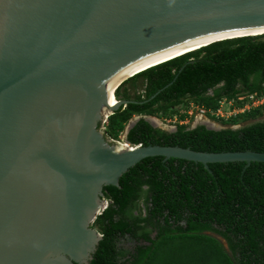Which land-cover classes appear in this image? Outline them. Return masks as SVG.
I'll return each mask as SVG.
<instances>
[{"label": "water", "instance_id": "95a60500", "mask_svg": "<svg viewBox=\"0 0 264 264\" xmlns=\"http://www.w3.org/2000/svg\"><path fill=\"white\" fill-rule=\"evenodd\" d=\"M262 34L264 0H0V264H89L104 237L92 226L109 204L103 188L148 157L209 170L264 162L252 149L123 146L104 126L131 102L109 98L128 73L196 43ZM141 118L162 124L135 116L127 134Z\"/></svg>", "mask_w": 264, "mask_h": 264}, {"label": "trees", "instance_id": "16d2710c", "mask_svg": "<svg viewBox=\"0 0 264 264\" xmlns=\"http://www.w3.org/2000/svg\"><path fill=\"white\" fill-rule=\"evenodd\" d=\"M140 78L143 93L132 95L127 88L116 92L117 98L131 102L109 117L112 137L118 138L135 115L172 118L184 101L206 108L210 116L224 99L241 94L264 97V34L199 47L149 67L121 85H136ZM187 116L188 112L182 118ZM257 118L261 119L236 129L211 130L203 125L191 129L178 124L171 133L142 118L130 130L128 140L206 152H264L263 107L223 122L236 125ZM209 166L210 170L190 160L148 157L124 173L119 186H105L110 203L93 223L104 237L89 264H264V162ZM143 196L147 215H135ZM155 230L158 233L153 237Z\"/></svg>", "mask_w": 264, "mask_h": 264}, {"label": "rangeland", "instance_id": "374dc122", "mask_svg": "<svg viewBox=\"0 0 264 264\" xmlns=\"http://www.w3.org/2000/svg\"><path fill=\"white\" fill-rule=\"evenodd\" d=\"M135 84L136 85H133V82H128L127 84L121 85V88L117 87L118 88L117 91L124 92V90L127 88L132 95L143 93L145 87H144L142 79L140 78ZM252 95L257 97V95H255V94H252ZM115 99H116V101L119 100V98H116V96H115ZM226 100H223V103L220 106V109H221L220 112H217V110H211L210 111L211 115L210 116L206 115L210 120L215 121V123H218L219 125L224 124L223 119H229V118L233 117L234 115H236L237 113H239V112H235V111H238V110H236V107H238L239 101H241V102L244 101L243 102L244 104L242 106L245 108V110H243V111H247V110H250V109L255 108V107H263V111H264V103L256 106V100L247 99V96L244 94L239 95V97L237 99H226ZM259 100H261V99H259ZM231 101L233 102V104H230ZM257 101H258V99H257ZM187 112H188V116L185 119H183L182 116L184 115V113H187ZM200 113H201V107H198V105H196L194 102L185 103V101H184V103L177 106L176 114H173L172 118H170L171 117L170 116V117H167V118H169V119H167V118L161 116L160 119L161 120L163 119L166 123H169L171 121L170 123L173 124V122L176 121L175 123H183L184 125L191 127L193 125H196L197 123H201L204 119H206V116H205V118L204 117L202 118L201 117L202 115ZM218 113H222L223 115L218 114ZM261 118H257L255 120L245 119L236 125H238V126L239 125H246V124L254 122L258 119H261ZM168 125H170V124H168ZM168 125L163 123V124H160V127L164 128V129H169V130L172 129V126H168ZM173 125H175V124H173ZM224 125L229 126V127L235 126V125H227V124H224ZM125 132H126V129L123 131V134ZM142 213H143L142 211L141 212L139 211V214H142ZM131 244L132 243H130V244L127 243V246L129 247ZM162 250L159 251L160 252V253H158L159 256L162 254Z\"/></svg>", "mask_w": 264, "mask_h": 264}, {"label": "bare ground", "instance_id": "6f19581e", "mask_svg": "<svg viewBox=\"0 0 264 264\" xmlns=\"http://www.w3.org/2000/svg\"><path fill=\"white\" fill-rule=\"evenodd\" d=\"M196 46H197V43H196V44H193V45H191V46H189V47H187L186 50H185V48H184V49H182V50H179V51H177V52H174V53H172V54H169V55H167V56H165V57H163V58H161V59H158V60H156V61H154V62H152V63H149V64H147V65H145V66H143V67H140V68H138V69H136V70H134V71L128 73L127 75L123 76L122 78L118 79V80H117L116 82H114V83L110 86V88H109V98H110V101H112V106H111V107H116L117 105H119V101H118V100L116 101V99H115V96H116V95H115V90L117 89V87H119V85H121L124 81H126L127 78H130L131 76H133V74L135 75V74H137V73L143 71V69H147V68H149V67H152V66H155V65H157V64H160V63H162V62H165V61H167V60H169V59H172V58H175V57H177V56H180V55H182V54H184V53H186V52H189V51H191L190 49L194 50V49L199 48V47L195 48ZM114 95H115V96H114ZM116 98H117V97H116ZM201 117H202V116H201ZM204 118H205V117H204ZM200 121H201V120H200ZM122 145H123V146H129V145H127L125 142H123Z\"/></svg>", "mask_w": 264, "mask_h": 264}, {"label": "flooded vegetation", "instance_id": "af4514ba", "mask_svg": "<svg viewBox=\"0 0 264 264\" xmlns=\"http://www.w3.org/2000/svg\"><path fill=\"white\" fill-rule=\"evenodd\" d=\"M119 101V100H118ZM178 124L179 125H184L183 123H176L175 125H170V126H172V129H164V131H167V132H175V131H177V129H178ZM205 126L204 124H202V123H198L197 125H193V126H191V127H188V128H191V129H193V128H196V127H198V126ZM128 126V125H127ZM135 126V125H134ZM133 126V127H134ZM152 126L153 127H155L153 124H152ZM132 127V128H133ZM131 128V129H132ZM187 128V129H188ZM108 132V131H107ZM130 133V132H129ZM129 133L127 134L126 132L123 134V137H125V138H128V136H129ZM108 137H110L109 136V134H106ZM144 189H147V186H145L144 187ZM103 193L105 194V197H106V192H105V190H104V188H103ZM138 203H139V207H138V209L137 210H134V214L135 215H137V214H139V209H140V211H142L143 212V214L144 215H147V212H148V210H147V206H146V197L145 196H143V197H141V198H139L138 199V201H137ZM157 230H155V231H153V237H155L156 235H157ZM123 242H125L126 243V245H127V243H132L133 244V242H131V241H126V239H124L123 240ZM132 244L129 246V247H131L132 246ZM76 263V262H75Z\"/></svg>", "mask_w": 264, "mask_h": 264}, {"label": "clouds", "instance_id": "9594fccd", "mask_svg": "<svg viewBox=\"0 0 264 264\" xmlns=\"http://www.w3.org/2000/svg\"><path fill=\"white\" fill-rule=\"evenodd\" d=\"M135 75H136V74H135ZM132 77H133V76H132ZM115 95H116V93H115ZM244 95H246V94H244ZM127 100H128V99H127ZM225 100H226V99H225ZM222 101H223V100H222ZM126 106H127V105H123L122 107H126ZM122 107H121V108H122ZM198 107H201V106H198ZM201 108H204V107H201ZM204 109H205V108H204ZM243 112H244V111H243ZM212 113H213V112H212ZM239 113H240V112H239ZM140 115H148V114H140ZM201 115H202V118L205 117L206 115L209 116V115L207 114V109H206V114H201ZM110 116H111V115H109V116L107 117V119L105 120V124H104V126H105V129H106V132L108 131V127H107L108 124H107V123H108V121H109V117H110ZM135 116H139V115H135ZM135 116H134V117H135ZM152 116L157 117V118L159 119V122L162 123V124H163V123H164V124H167V125H168V124H170V125L176 124V123H175L176 121L173 122V124L170 123L171 121H170V122L168 121L169 123H166L163 119H162V120L160 119L161 116H157V115H152ZM207 116H206V117H207ZM134 117H133V118H134ZM141 119H142V118H141ZM167 119H169V118H167ZM138 121H139V120H138ZM138 121H137V122H138ZM172 121H173V120H172ZM129 122H130V121H129ZM129 122H128L127 125H129ZM137 122H136V123H137ZM135 125H136V124H135ZM170 125H168V126H170ZM127 127H128V126H126V131H127ZM155 128H159V129L164 130V128H161V127H155ZM130 130H131V129H130ZM129 132H130V131H129ZM107 133H108V132H107ZM122 135H123V132L121 133V135H120L118 138L112 137L111 135H110V136H111L112 138H114V139L120 141L121 143L125 142V143H126L127 145H129L130 147H135V146H141V145H143V144H133V143H131V142L128 140V138H125V137L123 138ZM121 136H122V137H121ZM107 200H108V202L110 203L109 199H107ZM108 206H109V204H108ZM108 206H107V207H108ZM104 210H105V209H104ZM139 210H140V209H139ZM140 212H141V211H140ZM92 226H93V225H92ZM216 236H217V235H216ZM226 246H227V244H226Z\"/></svg>", "mask_w": 264, "mask_h": 264}, {"label": "built area", "instance_id": "2783aa9c", "mask_svg": "<svg viewBox=\"0 0 264 264\" xmlns=\"http://www.w3.org/2000/svg\"><path fill=\"white\" fill-rule=\"evenodd\" d=\"M256 95V94H255ZM247 96V99H252V100H256V106L257 105H260V104H263L264 103V97H260V98H258V97H255L254 95H252L251 94V96L250 95H246ZM257 99H258V101H257ZM259 99H261V100H259ZM225 100V99H224ZM227 101V100H226ZM222 103H223V101H221L220 102V106L222 105ZM230 104H233V102L231 101V103ZM238 108V109H237ZM220 108L217 110V112H220ZM236 110H238V111H235V112H243V110H245V108L243 107V106H238V107H236ZM200 114H206V109H204V108H201V113ZM218 114H221V115H223L222 113H218ZM217 115V114H216ZM218 116V115H217Z\"/></svg>", "mask_w": 264, "mask_h": 264}]
</instances>
